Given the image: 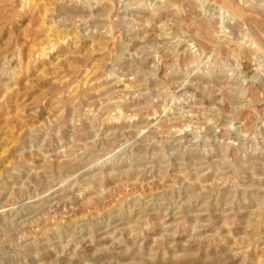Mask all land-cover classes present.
Masks as SVG:
<instances>
[{"label":"rangeland","instance_id":"rangeland-1","mask_svg":"<svg viewBox=\"0 0 264 264\" xmlns=\"http://www.w3.org/2000/svg\"><path fill=\"white\" fill-rule=\"evenodd\" d=\"M254 22L264 0H0V264H264Z\"/></svg>","mask_w":264,"mask_h":264},{"label":"bare ground","instance_id":"bare-ground-1","mask_svg":"<svg viewBox=\"0 0 264 264\" xmlns=\"http://www.w3.org/2000/svg\"><path fill=\"white\" fill-rule=\"evenodd\" d=\"M178 2V1H177ZM243 3V2H242ZM241 3V4H242ZM173 5V4H172ZM246 5V4H245ZM231 10V9H230ZM233 11V10H232ZM235 12V11H234ZM185 13V12H184ZM231 13H233V12H231ZM188 21V20H187ZM250 21H252V20H250ZM248 22V21H247ZM253 22V21H252ZM254 23H256V25H253V24H251L250 25V29H255V30H253V31H255L254 33H255V35H257V36H260L261 35V33L263 32L264 33V27H263V25L262 26H260V23H258V22H254ZM235 28V27H234ZM243 30V29H242ZM241 31V30H240ZM216 34V33H215ZM257 38V37H256ZM206 39V38H205ZM264 40V39H263ZM261 43V42H260ZM259 44V43H258ZM262 45V44H261ZM32 53V52H31ZM35 55V54H34ZM34 58H36V57H34ZM91 69V68H90ZM89 73H91L90 71L89 72H87V75L89 74ZM85 74H86V72H85ZM84 74V75H85ZM92 74V73H91ZM91 74H89V75H91ZM86 75V76H87ZM96 77V76H95ZM132 87V86H131Z\"/></svg>","mask_w":264,"mask_h":264}]
</instances>
